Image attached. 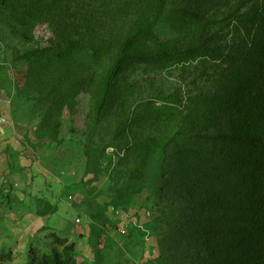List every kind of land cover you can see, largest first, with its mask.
I'll return each mask as SVG.
<instances>
[{"label":"rangeland","instance_id":"374dc122","mask_svg":"<svg viewBox=\"0 0 264 264\" xmlns=\"http://www.w3.org/2000/svg\"><path fill=\"white\" fill-rule=\"evenodd\" d=\"M5 1L0 0V140L24 148L15 152L19 163L12 152L7 163L14 169L30 163L31 183L17 173L0 174V252L14 257L4 264H27L30 245L46 253L59 250L46 245L50 233L75 242L73 256L82 264H146L158 256L163 264H220L225 235L250 224L248 200L263 193L240 162L239 144L226 152L217 139L228 121L223 100L236 88L226 64L209 58L162 67L129 64L100 120L95 111L118 39L140 21L156 17L153 36L139 42L136 52L163 44L184 49L204 30V38L225 53L264 60V31L249 20L252 4L168 0L159 15L149 0H14L13 9ZM192 12L200 19H191ZM55 38L109 44L110 51L97 65L69 61L40 69L26 62L27 52ZM195 98L213 101L208 121L186 120ZM148 140L156 142L157 154L140 174L142 163L130 146ZM86 142L97 162H87ZM165 164H182L187 172L162 177ZM6 165L0 157V170ZM199 165L213 171L205 181L194 173ZM25 182L33 187L12 192ZM48 200L55 211L42 221L38 212L49 210ZM113 201L124 203L114 208ZM93 203L107 210L110 222Z\"/></svg>","mask_w":264,"mask_h":264},{"label":"trees","instance_id":"16d2710c","mask_svg":"<svg viewBox=\"0 0 264 264\" xmlns=\"http://www.w3.org/2000/svg\"><path fill=\"white\" fill-rule=\"evenodd\" d=\"M10 9L14 8V0H7ZM157 14L165 11L168 0H149ZM252 4L249 15L251 23L257 25L264 31V0H248ZM6 4V1L3 0ZM190 18L200 19L198 13H190ZM156 25V17L149 22H138L126 35L120 37L114 50V58L102 77V94L97 103L95 117L97 120L103 116L108 108L114 94L118 76L129 64H143L146 66L162 67L172 64L183 63L197 58H209L213 61L225 63L236 78V88L232 94L223 100L227 109L228 121L223 129L216 131L217 139L222 150L230 152L233 143L239 144L242 150L240 162L242 166L249 167L252 171L250 176L258 180L263 186V193L252 200H248V208L251 211L250 224L236 227L230 234L225 235V256L220 264H264V60H254L242 54L225 53L219 46H214L208 39L204 38L205 31L199 35L198 42L184 49L170 48L166 45H158L149 51L136 52L135 46L153 36L152 29ZM110 51L109 44H88L75 38H55L50 45L31 50L24 55L26 62L40 69L59 68L69 61H78L82 65L99 64L107 57ZM158 101L165 104H174L169 97H160ZM192 109L188 110L186 120L192 124H198L200 120L208 121L210 103L207 99L195 98L191 100ZM210 102V103H208ZM65 102L62 101V104ZM169 108L172 106H168ZM156 142L154 140L144 141L130 146V151L137 153L142 165L136 170L140 174L151 164L157 154ZM84 154L90 164L91 158L98 161L93 147L86 142ZM161 169V176H182L187 168L182 164L169 167L165 164ZM211 169L204 170L202 166L194 171L195 175L202 180L211 176ZM158 177V175H154ZM129 184H126V187ZM132 188V187H130ZM130 188H127L130 189ZM122 197V196H121ZM124 201H113L111 206L118 208ZM48 211H39L38 216L47 218L55 211L49 201H46ZM95 209L101 212L102 217L110 222L105 215L107 210L93 203ZM5 207V205L1 206ZM51 241L48 243L51 252H42L38 247L30 245L27 250V264H82L78 263L73 252L76 249L75 242H68L65 238H59L50 233ZM11 252H0V264L13 260ZM162 257L158 256L146 264H163Z\"/></svg>","mask_w":264,"mask_h":264},{"label":"crops","instance_id":"0c3cea01","mask_svg":"<svg viewBox=\"0 0 264 264\" xmlns=\"http://www.w3.org/2000/svg\"><path fill=\"white\" fill-rule=\"evenodd\" d=\"M0 132H3V129H2V127L0 126ZM0 139H1V136H0ZM13 144L11 143V142H9V141H1L0 140V157H4V159H5V162H6V168L5 169H1L0 170V174H2V171H5V173L4 174H10V172H13V174L14 173H17L18 175H20V176H22L23 177V179H24V181H27L28 179L30 180V183H31V176H29L31 173V171H30V169H28L27 167H29V165H30V163H27L26 164V167H23V166H20L19 165V168H15L14 169V167L13 168H11L9 165H8V163H7V158L10 160V162L12 161V158H11V152L12 153H14V157H15V159L13 160V162L14 161H16V162H20V158L19 157H17L16 155H15V152H18L19 150H24V148L23 147H21V146H16V147H13L12 146ZM12 146V147H11ZM10 147H11V149H10ZM19 148H21V149H19ZM5 150H7V153H5L4 151ZM22 154H26V153H22ZM11 166H13V165H11ZM23 168H25V169H23ZM30 168V167H29ZM24 170V171H23ZM21 171V172H20ZM20 172V173H19ZM26 173V174H23V173ZM29 178H28V177ZM28 185H30L29 183H24V188H21V189H19L18 190V192H16L15 190H13L12 192L13 193H17V194H23L24 192H25V190L27 189V188H29V190H30V188H32L33 186H29L28 187ZM15 191V192H14ZM15 196H16V194H15ZM21 197H22V199H23V195H21ZM15 200H17V199H15ZM20 200H18V202H19ZM49 201V200H48ZM15 204H18V203H15ZM51 204V203H50ZM6 208H7V206H6ZM2 209V208H1ZM8 209V208H7ZM5 210V209H4ZM37 213V212H36ZM52 214H50V215H48L47 216V218H42V217H40V219L42 220V221H45V220H47V219H49V217L51 216ZM4 217V215H2L1 213H0V220L2 219ZM19 218H21V216L19 215L18 216ZM13 218V217H12ZM9 220H10V218H9ZM12 220V222L14 223V219H11ZM42 226H37V227H39V228H37V230H40V229H43L44 227H45V225H44V223H42L41 224ZM19 232V231H18ZM56 235V234H55ZM57 236V235H56ZM57 237H59V236H57ZM50 242V241H49ZM48 242V243H49ZM48 243L46 244V245H48Z\"/></svg>","mask_w":264,"mask_h":264},{"label":"built area","instance_id":"2783aa9c","mask_svg":"<svg viewBox=\"0 0 264 264\" xmlns=\"http://www.w3.org/2000/svg\"><path fill=\"white\" fill-rule=\"evenodd\" d=\"M79 222V220H76V223H78ZM121 233H123V232H121Z\"/></svg>","mask_w":264,"mask_h":264}]
</instances>
